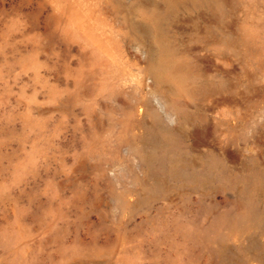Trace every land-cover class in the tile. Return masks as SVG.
Segmentation results:
<instances>
[{
    "label": "rangeland",
    "instance_id": "1",
    "mask_svg": "<svg viewBox=\"0 0 264 264\" xmlns=\"http://www.w3.org/2000/svg\"><path fill=\"white\" fill-rule=\"evenodd\" d=\"M0 264H264V0H0Z\"/></svg>",
    "mask_w": 264,
    "mask_h": 264
}]
</instances>
